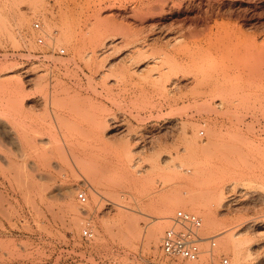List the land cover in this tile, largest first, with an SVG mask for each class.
I'll use <instances>...</instances> for the list:
<instances>
[{
    "label": "rangeland",
    "instance_id": "374dc122",
    "mask_svg": "<svg viewBox=\"0 0 264 264\" xmlns=\"http://www.w3.org/2000/svg\"><path fill=\"white\" fill-rule=\"evenodd\" d=\"M246 36L264 49V0H0V264H264V72H228ZM179 209L210 258L162 252Z\"/></svg>",
    "mask_w": 264,
    "mask_h": 264
},
{
    "label": "built area",
    "instance_id": "2783aa9c",
    "mask_svg": "<svg viewBox=\"0 0 264 264\" xmlns=\"http://www.w3.org/2000/svg\"><path fill=\"white\" fill-rule=\"evenodd\" d=\"M33 28L37 31L43 30L39 22L34 23ZM37 42L45 44L44 37L39 36ZM60 51L64 53L65 49L62 48ZM77 197L82 204L87 203L85 191L78 192ZM169 221V226L164 231L161 242V250L167 257L196 262L206 252H213L216 241L211 237L205 238L202 236L203 219L200 215L179 209ZM82 236L87 239L94 237L91 226L88 225L82 230ZM205 242L208 243V246L203 245ZM221 263L229 264L228 257L224 256Z\"/></svg>",
    "mask_w": 264,
    "mask_h": 264
},
{
    "label": "bare ground",
    "instance_id": "6f19581e",
    "mask_svg": "<svg viewBox=\"0 0 264 264\" xmlns=\"http://www.w3.org/2000/svg\"><path fill=\"white\" fill-rule=\"evenodd\" d=\"M206 1V0H205ZM216 1V0H215ZM218 1V0H217ZM200 2H201V0H200ZM210 2V1H209ZM215 3V2H214ZM209 5V4H208ZM245 12V11H244ZM206 30V29H205ZM240 30V29H239ZM239 30H237V32L236 33H238L239 32ZM207 31V30H206ZM240 31H242V30H240ZM233 30H232V33L231 32H228L229 34H228V37H230L231 36V34H233V33H235ZM199 33H201V32H199ZM231 33V34H230ZM235 33V34H236ZM234 34V36L236 37V39H238L237 38V36ZM241 34V33H240ZM245 34V33H244ZM202 35V34H201ZM233 36V37H234ZM233 37H231V38H233ZM244 37H245V35H244ZM244 37H242L241 39H243ZM247 37V39H243L242 40V42L244 41V40H247V42H249L247 45L245 44H243V43H245V42H238L235 38V42L237 43H239V46L240 47H238V43H237V45L235 44V46H237V48H236V52H234L235 51V49H233L231 52H230V49H231V47H232V45H233V47H234V43L233 44H231V43H229V42H231L230 40H229V38H228V43L229 44H231V46H229V44H228V47H230V49H228L229 50V52H228V54L230 55V54H235L236 53V55H237V57H236V55H233V56H235L236 58L234 59V57L232 56V57H230L231 59H232V61L231 60H228V72H264V69L262 70V68H261V66H259L260 65V59H257V58H259V57H261V59L263 58L264 59V51H262V50H264V49H262V50H260V51H262V52H258L257 50H259V47L258 46H256V47H258L257 48V50L256 49H254V50H256L258 53H260L259 54V56L257 55L258 53L257 52H255L254 50H252L253 49V45L255 44L254 43V41H256L257 39H256V37L255 36H246ZM248 37L250 38V39H248ZM253 37H255V39L256 40H254L253 41V43L254 44H250V40L252 39H254ZM212 38V37H211ZM230 38V39H231ZM139 39V38H138ZM241 39H239V41H241ZM249 40V41H248ZM251 40V41H252ZM211 41H213V40H211ZM137 43H138V41H137ZM240 43H242V44H240ZM140 46L142 45V44H139ZM139 45H138V47H139ZM142 48H145L144 47V45L143 46H141ZM232 47V48H233ZM254 48H255V45H254ZM137 50H139L138 52H142L143 50H141L140 48H138ZM141 50V51H140ZM252 53H254L255 52V54H252ZM234 52V53H233ZM247 54H251L250 56L249 55H247ZM262 54V56H260ZM253 55H255V56H253ZM252 58V60H251V63L249 62L250 60V58ZM246 57H247V61H245L244 60V58L246 59ZM253 57H256V58H254L253 59ZM229 59V58H228ZM257 59V60H256ZM249 60V61H248ZM255 60V61H254ZM229 61H231V62H229ZM245 61V62H244ZM253 61V62H252ZM257 61H258V63H257ZM247 62H248V64H247ZM257 63V64H256ZM97 117V116H96ZM98 117H100V116H98ZM103 119V118H102ZM102 119H101V122L98 120H96V122H97V124H96V122H95V117H94V121L93 120H91L92 122H95V126L97 125V127H98V122H100V125L102 124ZM87 122V121H86ZM91 122V123H92ZM85 123V122H84ZM89 124H90V122H88ZM87 124V123H86ZM89 124H87L88 126H89ZM92 125V124H91ZM118 126V125H117ZM81 127V126H80ZM83 127V126H82ZM86 127V126H85ZM80 129H82V128H80ZM87 127H86V131H87ZM92 130V129H91ZM81 132V131H80ZM88 133H92L91 131H87ZM82 133H83V130H82ZM81 133V134H82ZM86 133V132H85ZM92 134H94V133H92ZM95 134H96V132H95ZM89 135H91V134H89ZM87 136V134L85 135V137ZM84 137V136H83ZM87 138H90V136L89 137H87ZM93 138H94V135H93ZM91 140H94V139H92V137H91ZM84 144V143H83ZM99 193V192H98ZM224 194V193H223ZM222 196V195H221ZM224 197V196H223ZM190 198H192V197H190ZM222 199V198H221ZM220 199V200H221ZM192 200V201H191ZM191 204H193L192 206H193V208L194 209H196V207L197 206H199V204L197 203V201L193 198V199H189L188 200ZM193 201H195L196 202V205H195V202H193ZM223 201V200H222ZM222 201H219V203H222ZM181 201H179L177 204L178 205H183V207L184 206H186V202L185 201H183L182 200V202L180 203ZM199 202V201H198ZM184 203V204H183ZM188 203V202H187ZM112 207L114 206V204H111V203H109ZM198 204V205H197ZM123 206V205H122ZM191 206V207H192ZM73 207V206H72ZM198 208V207H197ZM118 209H120V210H118L119 212H120V214H121V221L123 220V221H126V224L129 226V225H132V224H130L131 222L130 221H132L133 220V218H132V216L131 215H124L123 214V210H121L122 208H118ZM161 209H162V214L164 215V216H168L169 215V213H171V211H172V209H173V204H170V203H165L164 204V207L162 206L161 207ZM199 209V208H198ZM161 211V210H160ZM199 211V210H198ZM125 212V211H124ZM207 212H209V211H207ZM126 213V212H125ZM160 213V212H159ZM160 213V214H161ZM122 216H123V218H122ZM129 216H130V218H132V219H130L129 218ZM124 218H126L125 220H124ZM129 218V219H128ZM206 219H207V221L206 222H208L207 224L208 225H210L211 227H212V229L213 228H215V227H217V223H218V221L216 220V216L214 217V215L210 212V213H208V214H206ZM122 221V222H123ZM134 222V221H133ZM132 222V223H133ZM162 225H164V224H162V221L160 222H158L157 221V223H155L153 226H150V228L147 230L148 232H147V235H146V237H147V239H149V241L150 242H153V244L155 243V244H158L159 242H160V236H161V234H162V229H164V227L162 226ZM150 242H149V244H150ZM224 243H225V245H224V248L225 249H227V250H232L233 251V255H234V257H235V260H237V261H240L241 260V258L243 257V254H242V251H241V248H240V246H241V244H238V240H235V239H233L232 237L231 238H226V241H224ZM239 243H241V242H239ZM152 244V243H151ZM211 252H206V257H208V258H210V256H211V254H210ZM202 256V255H201ZM173 259V258H172ZM201 259V258H200ZM207 259V258H206ZM197 262V261H196ZM193 263V262H192Z\"/></svg>",
    "mask_w": 264,
    "mask_h": 264
}]
</instances>
